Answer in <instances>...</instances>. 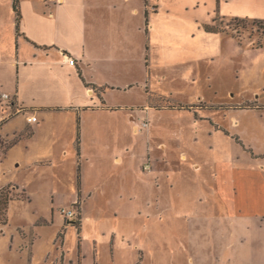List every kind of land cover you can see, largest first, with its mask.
I'll use <instances>...</instances> for the list:
<instances>
[{
	"label": "rangeland",
	"instance_id": "rangeland-1",
	"mask_svg": "<svg viewBox=\"0 0 264 264\" xmlns=\"http://www.w3.org/2000/svg\"><path fill=\"white\" fill-rule=\"evenodd\" d=\"M228 1L223 2L221 12L220 0H207V5L185 14L162 13L154 21V32L152 22L145 18L144 47L139 52L142 62L132 63L124 78L136 84L112 93L119 95L110 103L132 110V116L145 118L149 127L135 130L127 112L118 109L108 118L94 120L105 128L82 159L57 157L53 162L21 167L9 155L2 157L0 184L13 180L28 195L15 189L24 201L14 200L8 225L0 224L6 232L4 243L0 241V264H27L26 251H31L36 236L40 246L35 264H43L54 238L60 244L64 236L66 252L74 257L78 237L79 244L84 239L86 264H94L95 240L101 264H190L182 248L190 236L207 245L196 254L199 263L218 264L221 244L214 238L206 240L212 234L218 237V231L200 222H184L180 216L186 198L182 189L199 187L207 173L214 175L220 168L235 172L234 164L243 167L244 148L237 147L236 141L249 149V142L255 140L264 148V3ZM198 11L217 32L204 37L203 25L202 35L196 31ZM199 52L203 54L197 57ZM180 105L186 110L165 109ZM0 138L1 155L7 144ZM23 140L29 139L25 136ZM116 157H122V162H116ZM216 159L224 162L214 165ZM71 195L87 200L82 232L77 207L80 232L78 227L66 228L67 218L60 211L61 228L59 221L36 225L49 222L43 216L50 214L51 197L58 201L56 208L69 209ZM157 203H173L177 209L160 213L154 209ZM254 247L255 262L239 251L243 264H264V258H258L259 244Z\"/></svg>",
	"mask_w": 264,
	"mask_h": 264
},
{
	"label": "crops",
	"instance_id": "crops-1",
	"mask_svg": "<svg viewBox=\"0 0 264 264\" xmlns=\"http://www.w3.org/2000/svg\"><path fill=\"white\" fill-rule=\"evenodd\" d=\"M248 1L253 5L264 3V0ZM223 2L230 1L220 0V12ZM205 4L207 0H19L21 19L18 22L14 0H0V88L16 93L19 104L24 108L23 113L0 127V135L7 144L1 152L0 163L3 162L2 157L8 155L21 167L53 162L57 157L74 159L79 156L82 159L87 156L90 143L94 144L97 133L105 128V124H97L94 120L108 118L118 109L128 111L127 108H116L110 100L113 96L116 100L119 95L112 93H122L136 84L124 78L127 68L141 61L139 52L144 47L145 18L152 22L151 31L154 32V21L162 13L185 14ZM202 15L198 11L194 17L195 29L201 31L200 35L201 26L208 23ZM206 33L207 30L203 33L204 37ZM202 54L199 52L197 57ZM67 55L75 58V64L68 62ZM92 85L103 89L100 92L102 97ZM165 109L186 110L173 106ZM28 116H34L35 120L30 122ZM126 116L130 117L132 124L135 123L137 131L142 121L147 122L149 127L145 118L132 116V110ZM29 129L31 133L25 134ZM25 136L29 140H23ZM249 144L247 149L240 141L235 143L237 147L244 148L247 159H244L243 167L234 164L235 172L219 167L214 175L207 173L199 187L186 186L182 189L186 198L180 205L183 211L180 216L184 222L188 225L200 222L204 227L210 225L218 231V237L212 234L206 238L207 241L214 238L221 244L219 249L222 254L218 257V264H243L241 249L248 255L247 258L255 262V243L259 244L258 258H264V148L255 140ZM121 160L122 157L115 158L116 162ZM223 162L216 159L214 165ZM9 184L27 194V190L13 180L0 184V188ZM191 196L199 197L193 200L189 198ZM51 198L50 214L43 216L49 222L36 225L47 226L59 221L61 228L64 218L57 213L65 207L57 209L58 201L55 197ZM86 204L87 200L83 201L77 195H71L68 202V205L76 206L82 215L81 232ZM175 206L173 203H157L154 209L162 213L176 210ZM67 222L66 228L72 226L77 229L74 217L67 218ZM5 233L0 229L2 243ZM198 243L201 241H193L190 236L182 244L190 264H200L196 254L206 249L207 245ZM39 246L40 239L36 236L31 251H26L27 264H35L34 257ZM110 247L111 255L115 256L116 248L112 244ZM84 248V239L81 237L79 244L78 237L77 255L70 256L65 236L60 244L54 238L52 251L56 254L53 256L50 250L43 264H86ZM138 255L143 259L142 249H139ZM99 256L95 240L94 264H101ZM244 258L242 256L243 261Z\"/></svg>",
	"mask_w": 264,
	"mask_h": 264
},
{
	"label": "built area",
	"instance_id": "built-area-1",
	"mask_svg": "<svg viewBox=\"0 0 264 264\" xmlns=\"http://www.w3.org/2000/svg\"><path fill=\"white\" fill-rule=\"evenodd\" d=\"M67 60L70 64H75V58L67 55ZM24 112V108L18 102V97L16 93H10L8 91L2 90L0 88V127L3 126L6 122L13 119L15 116ZM27 119L32 122L35 120L34 116H28ZM147 126V122L142 121L138 127ZM61 214L66 218H77L79 212L76 206L72 208H63L60 210Z\"/></svg>",
	"mask_w": 264,
	"mask_h": 264
},
{
	"label": "trees",
	"instance_id": "trees-1",
	"mask_svg": "<svg viewBox=\"0 0 264 264\" xmlns=\"http://www.w3.org/2000/svg\"><path fill=\"white\" fill-rule=\"evenodd\" d=\"M14 7H15L16 14H17V21L19 22L21 19V13L19 10V0H14ZM235 20H237V19H235ZM257 21L261 22L263 20H257ZM204 27L208 32H217L218 31L217 28H215L214 26H211V25H204ZM259 45L262 46L261 43ZM87 86H91V85L87 84ZM92 87L101 96L100 92H101V90L103 91V89L99 90V88L95 85H92ZM178 107L179 108H183V107L187 108L186 106H182V105H180ZM30 133H28V134H30ZM0 144L3 145V142L1 140H0ZM15 189L17 190V186L11 185V184L0 188V224H7L8 223V211H9V205L11 204V202L14 200H17V199L18 200L22 199L21 196L16 194ZM76 226L79 228V226L77 224H76ZM79 232H80V228H79Z\"/></svg>",
	"mask_w": 264,
	"mask_h": 264
},
{
	"label": "water",
	"instance_id": "water-1",
	"mask_svg": "<svg viewBox=\"0 0 264 264\" xmlns=\"http://www.w3.org/2000/svg\"><path fill=\"white\" fill-rule=\"evenodd\" d=\"M71 222H72V223H75V220H72Z\"/></svg>",
	"mask_w": 264,
	"mask_h": 264
}]
</instances>
